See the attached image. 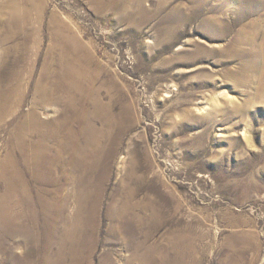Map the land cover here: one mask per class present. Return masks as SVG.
<instances>
[{
    "label": "rangeland",
    "instance_id": "obj_1",
    "mask_svg": "<svg viewBox=\"0 0 264 264\" xmlns=\"http://www.w3.org/2000/svg\"><path fill=\"white\" fill-rule=\"evenodd\" d=\"M138 2L45 0L43 40L19 45L15 121L35 107L47 123L29 139L33 161L17 144L25 179L8 202L18 215L0 220V264H264L261 73L237 53L235 29L217 35L205 20L232 23L234 9L264 11L262 0H207L201 13L195 0ZM55 10L92 53L87 66L73 44L62 60L48 55ZM47 64L56 87L45 103ZM78 69L99 78L91 86ZM4 123L0 160L14 145Z\"/></svg>",
    "mask_w": 264,
    "mask_h": 264
},
{
    "label": "bare ground",
    "instance_id": "obj_2",
    "mask_svg": "<svg viewBox=\"0 0 264 264\" xmlns=\"http://www.w3.org/2000/svg\"><path fill=\"white\" fill-rule=\"evenodd\" d=\"M132 1L133 0H124V1L96 0V4L100 10H103L106 7H112V6L114 7L115 2H117L119 3V8L121 7V11H123L126 10L127 4L131 3ZM138 1H139L138 4L142 6L143 0H138ZM206 1L207 0H195L194 3H197V7L200 10L199 13H201L202 10L206 9L205 7H203L202 9L199 7L200 4L205 3ZM240 1L244 2V4H249L252 2V0H240ZM260 5L264 6V0L260 2ZM210 8L215 11H218V9L222 10V8H219L217 6ZM55 11L53 12V14H51L52 16L50 17L48 22L49 25L48 27L52 34L50 35L52 36L51 37L52 40H51V50L48 52L49 54L48 53L47 54L49 56L51 55L57 56L58 53L59 54L58 57H60L62 60L67 54L66 45L72 46L73 44L77 46V48H75L76 51L74 48L73 51L69 49L68 51L69 54L72 55V53H75L74 55L77 58V60L83 61L84 65L87 66L88 62H90L92 60L91 58H93L92 53H87V49H84L85 45L83 44V41H79V38L77 39L75 37V34H73L74 31L72 32L71 31L72 29H70L69 26H67V20L64 19L60 14H58L57 11L56 12ZM232 12L234 15V21L232 23L224 22V18L219 16H216V21L210 22L209 18L213 17V15L210 17L207 16L205 20L209 25L212 26V29L216 30L215 32L217 33V35L221 34L222 36H224L227 33L233 32L234 29L235 31L238 32V33L236 32L237 35L235 34L234 39L236 40L237 43L244 44V48L243 49L239 48L237 50V53L242 56L249 57L247 61L249 62L248 65L250 66L258 65L257 68L260 69L259 70V72L261 73L260 78L262 80L261 87H263L264 86V22H260V19L264 17V11L263 10L260 11L256 9L255 10L237 9L236 11L234 9ZM46 14H47V9H46L45 0H0V127L3 124V122H5L4 124H7V130H6L7 136L9 139H11L12 144H14L13 149L12 148L10 149L7 156L4 159L0 160V183L1 182L5 183V194H0V220L1 219L4 220L5 218L12 220L18 215L17 209L16 208H15L16 210L13 209L14 205L12 206L8 205V202L13 203L14 201H16L18 197L17 195L18 188L21 183H24V179H25L24 172L20 169V162H18L15 153V151L17 150V144L18 142H20L22 149L27 154L26 157L29 159L30 162L33 161L31 158L32 153H30V150H34L33 148L34 144L32 142L29 143V139L31 138V136H34L36 134L40 135V133L44 131L42 127L47 123V122L45 123L41 119V115L39 114V111H37L35 107H32L29 113L23 115L24 119L20 120L21 121L20 125H18L19 124L18 121H15L20 116L19 111L15 109V101L17 100L19 93L20 94L23 93L25 87V85H23L22 88H19V84H18L19 81L21 80V71L19 69L21 56L18 53L20 47L19 45L23 43V45L26 46V44H28L27 41L29 39L32 40V38L36 43H38V45L41 43V41L43 40L42 26L46 22V18H45ZM259 28H262L260 32L257 31V29ZM33 35L35 36L33 37ZM19 36L21 37V39H19ZM259 39H261V42H259ZM22 49L25 50L26 48H22ZM50 68L49 65L47 64L44 73L42 75L43 78H41L42 80L38 83V90L42 95V101L45 103L50 101L49 95L51 93H49V91L51 90V88L52 87L54 88V86L56 87V85L54 86L49 85L48 78L52 74ZM78 70H80L81 73H79V71L76 72L79 74H83V79L86 78L87 80H89V82H92L90 83L91 86L93 83L95 84L99 78L92 74L88 79L89 75H87L84 72L86 71L85 69L84 71L82 69H78ZM84 86L85 85H83V87ZM20 90L23 91L20 92ZM99 97L97 95L96 96L94 95L91 98L93 103L100 110L106 107ZM85 98H89V96L87 97L85 96ZM86 102L87 101L85 100V103ZM112 119L116 120L113 117H111L109 120L112 121ZM44 162L42 163L39 161L38 168L45 167L43 165ZM135 176H136L135 170L129 169V177L127 178L125 183H127V185L134 186L136 184L134 181ZM128 195H129L130 203L128 206L125 207V210L127 212V215L130 217V219L131 218L135 219L136 215L134 213V210L137 207V204L132 201L136 197L135 191L130 188ZM25 210L19 213V215H26L28 213V209ZM179 235L183 236L182 234Z\"/></svg>",
    "mask_w": 264,
    "mask_h": 264
}]
</instances>
